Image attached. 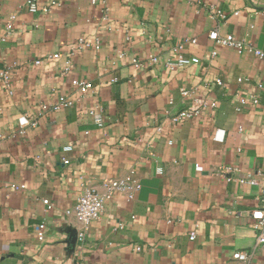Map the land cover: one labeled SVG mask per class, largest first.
I'll list each match as a JSON object with an SVG mask.
<instances>
[{"label":"crops","instance_id":"crops-1","mask_svg":"<svg viewBox=\"0 0 264 264\" xmlns=\"http://www.w3.org/2000/svg\"><path fill=\"white\" fill-rule=\"evenodd\" d=\"M26 1L0 0V264H246L238 251L264 264L250 217L264 185V59L209 38L219 26L264 51V0ZM187 38L191 63L168 67ZM73 79L94 88L79 100ZM195 100L208 107L174 123ZM131 170L134 199L115 192L79 241L66 210Z\"/></svg>","mask_w":264,"mask_h":264},{"label":"built area","instance_id":"built-area-1","mask_svg":"<svg viewBox=\"0 0 264 264\" xmlns=\"http://www.w3.org/2000/svg\"><path fill=\"white\" fill-rule=\"evenodd\" d=\"M26 5L28 6L30 12H36L38 10L37 0H27ZM211 17L218 22H220V20L225 22L227 19V15L218 9H215L212 12ZM209 38L220 46L231 47L236 49L241 54L249 53L253 54L257 58L264 59V51L259 49L254 43L239 39L238 37L232 34L222 35L219 31V26L209 33ZM185 43H196V39L187 38L184 41L175 45L173 48L174 60L168 61V67L173 69L175 67H184L191 63V60L187 58L181 51V48ZM79 44L80 46L89 45V43L85 39H80ZM215 54L216 53L213 52V55ZM58 55L59 54H54L53 56L58 57ZM123 56H125V54H120V57ZM149 59L152 63L158 61V57L156 56H150ZM131 62L136 68L142 66V62L137 58H132ZM35 63L39 64L40 62L36 61ZM3 75L6 76L5 74ZM239 81H242V79H240ZM217 84H222L221 80H217ZM72 85L75 90L79 93V100L85 98L94 88L92 82L80 79H73ZM182 95L184 97L190 96L192 95V91L183 89ZM253 101L255 103L258 102L257 96L256 98L254 97ZM73 103V100L67 99L63 101L61 105L71 106L73 105ZM194 103L195 107L181 110L177 114L173 115L171 117L172 121L174 123H181L187 119L199 115L201 110L208 107V103L206 101L195 100ZM44 108L46 109V106ZM58 108L59 105L53 106V109ZM91 113L92 115H94L96 123L100 126L103 125L102 117H100L99 114H97L94 110ZM158 131H160V128H158ZM71 149V146L64 147V150L66 151H69ZM196 168L199 171L203 170L202 166H200L199 164L196 165ZM158 171L159 173L162 172L160 168ZM135 174V170H131L130 173L125 177L109 180L106 183L104 193L98 192L93 187H86L83 193L78 198L76 205L73 208L66 210V215L70 217L72 216L74 218L76 236L79 241L82 242L85 240L89 227L95 220H97L101 216L106 200L109 199L115 192H122L126 194L128 200L134 199L136 192L139 191L141 188V183L137 179ZM230 177L232 176H227V179H230ZM240 182L248 183L251 185H255L258 183L256 178L250 176L246 178H241ZM15 187L18 188V186ZM43 203L48 205V208H52V204L48 200H43ZM250 217L253 220V228L257 233L256 247H262L264 246V185L261 188L259 204L257 208L250 212ZM45 230V223H41L38 229V238L40 240H43L45 238ZM137 249L140 248L138 247ZM253 254L254 251H238L233 254V258L242 261L246 264H256L251 261V257L253 256Z\"/></svg>","mask_w":264,"mask_h":264},{"label":"water","instance_id":"water-1","mask_svg":"<svg viewBox=\"0 0 264 264\" xmlns=\"http://www.w3.org/2000/svg\"><path fill=\"white\" fill-rule=\"evenodd\" d=\"M72 235H74V237H75V235H76V231H72Z\"/></svg>","mask_w":264,"mask_h":264}]
</instances>
